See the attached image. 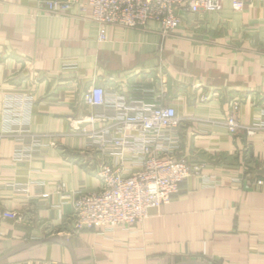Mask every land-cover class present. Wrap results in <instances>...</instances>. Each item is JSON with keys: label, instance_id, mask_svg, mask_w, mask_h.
I'll list each match as a JSON object with an SVG mask.
<instances>
[{"label": "crops", "instance_id": "0c3cea01", "mask_svg": "<svg viewBox=\"0 0 264 264\" xmlns=\"http://www.w3.org/2000/svg\"><path fill=\"white\" fill-rule=\"evenodd\" d=\"M36 11V0H0V257L57 236L74 251L42 243L0 264H75L74 255L78 264H264V128L255 129L264 125V3L236 11L225 0L219 12L183 15L172 35L155 23L109 26L104 43L90 9ZM96 84L108 106L82 104ZM137 88L147 102L161 96L176 108L177 156L202 171L145 221L70 237L78 192L99 186L79 130L115 133L114 104L140 97ZM28 96L31 104L17 103ZM233 98L241 101L236 135L225 125Z\"/></svg>", "mask_w": 264, "mask_h": 264}, {"label": "built area", "instance_id": "2783aa9c", "mask_svg": "<svg viewBox=\"0 0 264 264\" xmlns=\"http://www.w3.org/2000/svg\"><path fill=\"white\" fill-rule=\"evenodd\" d=\"M225 0H36V17L67 16L79 6L83 13L92 12L91 21L99 29V43L107 41L109 26L123 29H139L149 24L159 25L164 35H172L179 29L183 15H195L200 11L219 12ZM236 11H242L264 0H230ZM134 93L140 97L122 98L114 104L116 110L115 133L110 130H79L82 137L91 141L82 153L87 155V167L98 178L97 190L78 192L73 212L67 218L69 236L76 237L97 228L114 229L141 223L150 217L152 209L169 205L180 193L181 185L200 174L199 166L177 156L181 137L182 119L175 107L159 96L147 102L143 89ZM203 101L208 100L204 97ZM28 96L17 100L18 104H31ZM82 104L91 108L108 106L106 89L96 84L86 90ZM241 101L230 102L231 115L226 121L230 135L242 128L239 120ZM98 118L89 117V122ZM259 125L255 129H263ZM255 129H247L249 135ZM5 135L0 134V144ZM88 155L92 160H88ZM94 157V158H93ZM94 160V161H93ZM2 218L19 222L21 216L3 211Z\"/></svg>", "mask_w": 264, "mask_h": 264}, {"label": "water", "instance_id": "95a60500", "mask_svg": "<svg viewBox=\"0 0 264 264\" xmlns=\"http://www.w3.org/2000/svg\"><path fill=\"white\" fill-rule=\"evenodd\" d=\"M42 243H59V244H64L66 247H68L72 253L74 251L73 249V246H72V243H71V240L66 238V237H62V236H57V237H50V238H47V239H43L41 241H34V242H31L25 246H22L14 251H12L11 253L3 256V257H0V262L12 257L13 255H16L26 249H29V248H32L34 246H37L39 244H42ZM74 261H75V264H78V261L76 259V256L74 255ZM180 264H205L201 261H188V262H183V263H180Z\"/></svg>", "mask_w": 264, "mask_h": 264}, {"label": "rangeland", "instance_id": "374dc122", "mask_svg": "<svg viewBox=\"0 0 264 264\" xmlns=\"http://www.w3.org/2000/svg\"><path fill=\"white\" fill-rule=\"evenodd\" d=\"M67 238V237H66Z\"/></svg>", "mask_w": 264, "mask_h": 264}]
</instances>
